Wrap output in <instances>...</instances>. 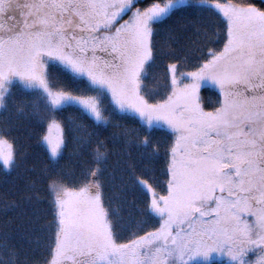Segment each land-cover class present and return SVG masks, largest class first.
I'll list each match as a JSON object with an SVG mask.
<instances>
[{
	"label": "snow or ice",
	"instance_id": "1",
	"mask_svg": "<svg viewBox=\"0 0 264 264\" xmlns=\"http://www.w3.org/2000/svg\"><path fill=\"white\" fill-rule=\"evenodd\" d=\"M0 264H264V0H0Z\"/></svg>",
	"mask_w": 264,
	"mask_h": 264
},
{
	"label": "trees",
	"instance_id": "2",
	"mask_svg": "<svg viewBox=\"0 0 264 264\" xmlns=\"http://www.w3.org/2000/svg\"><path fill=\"white\" fill-rule=\"evenodd\" d=\"M149 87H153L154 84L151 79L148 81ZM202 96L204 101L208 104L212 103L215 100V90L211 87H205L202 90ZM29 159L37 164V166H42L46 163L43 153L38 148H33L30 151ZM26 211H31V209H26Z\"/></svg>",
	"mask_w": 264,
	"mask_h": 264
}]
</instances>
